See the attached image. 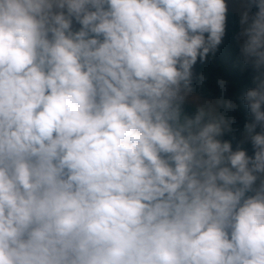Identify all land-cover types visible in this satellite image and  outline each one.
<instances>
[{
	"label": "clouds",
	"instance_id": "clouds-1",
	"mask_svg": "<svg viewBox=\"0 0 264 264\" xmlns=\"http://www.w3.org/2000/svg\"><path fill=\"white\" fill-rule=\"evenodd\" d=\"M249 5L251 156L208 101L184 111L226 0H0V264H264V0Z\"/></svg>",
	"mask_w": 264,
	"mask_h": 264
},
{
	"label": "trees",
	"instance_id": "trees-1",
	"mask_svg": "<svg viewBox=\"0 0 264 264\" xmlns=\"http://www.w3.org/2000/svg\"><path fill=\"white\" fill-rule=\"evenodd\" d=\"M246 2L251 16L256 8L254 5H249V0ZM239 36L238 18L227 8L225 31L221 43L214 52L206 56L203 62L198 57L192 67L191 92L203 99L216 102L230 101L234 105L231 109H225L222 103H217L215 111L222 113L229 121L228 128L222 132L219 139L229 141L233 150L239 146L245 150L246 155L251 156L253 149L246 137L244 125L252 121V116L243 97L247 90L254 87L253 69L250 64L244 63L240 49L245 37L240 42ZM218 81H223V87L218 84ZM194 109L193 105H184V111L188 115H191ZM255 131H260L259 125Z\"/></svg>",
	"mask_w": 264,
	"mask_h": 264
},
{
	"label": "rangeland",
	"instance_id": "rangeland-1",
	"mask_svg": "<svg viewBox=\"0 0 264 264\" xmlns=\"http://www.w3.org/2000/svg\"><path fill=\"white\" fill-rule=\"evenodd\" d=\"M226 4H227L228 10L231 11L238 18L239 25H240L239 41L242 42L244 36L242 35V33H243V25L240 23V20H241V13L242 12L247 10L248 13H249V7L247 5V2H246V0H226ZM77 27H78V25H77ZM192 96L198 97L197 95H195L192 92H190L189 93V97L186 100L185 104H190V105H193V106L196 107L197 106V102H193L192 101V99H191ZM198 98H199V102L208 101L210 106L213 107L214 110L217 107V102L216 101L207 100V99H203V98H200V97H198ZM258 183H259V180L256 181V184H258Z\"/></svg>",
	"mask_w": 264,
	"mask_h": 264
}]
</instances>
